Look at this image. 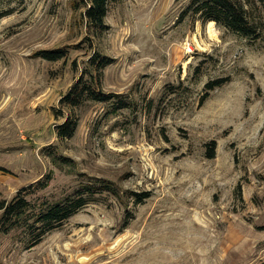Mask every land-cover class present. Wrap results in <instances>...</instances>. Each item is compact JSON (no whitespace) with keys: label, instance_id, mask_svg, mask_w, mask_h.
<instances>
[{"label":"rangeland","instance_id":"1","mask_svg":"<svg viewBox=\"0 0 264 264\" xmlns=\"http://www.w3.org/2000/svg\"><path fill=\"white\" fill-rule=\"evenodd\" d=\"M246 1L263 21L256 40L179 20L189 0H121L97 34L81 0L0 2V201L47 175L36 205L90 181L116 191L34 247L23 230L0 233V264H264V0ZM58 48L65 60L37 56ZM94 54L113 59L101 88L126 107L62 108ZM67 117L76 135L60 141Z\"/></svg>","mask_w":264,"mask_h":264},{"label":"trees","instance_id":"2","mask_svg":"<svg viewBox=\"0 0 264 264\" xmlns=\"http://www.w3.org/2000/svg\"><path fill=\"white\" fill-rule=\"evenodd\" d=\"M2 0H0L1 2ZM88 27L97 33L107 30L105 23L110 5L120 3L121 0H81ZM10 12L0 11V20ZM188 15L198 17L206 25L209 22L247 39H259L263 34V21L246 0H189L188 5L180 13L179 20ZM67 49H51L40 51L37 56L47 61L65 60ZM113 59L94 54L78 80L60 99L62 108L78 109L88 101L107 103L113 101L117 109L126 107L124 99L106 94L102 91L103 71L112 64ZM228 82L227 78L210 81L205 86L204 102L216 88ZM77 117H67L64 123L56 126V134L60 141L71 139L76 135L78 128ZM217 143L211 141L206 145V157H216ZM54 163H66V158L57 155L55 151L47 154ZM51 181V176L37 181L30 187L23 188L9 200L0 201V233L9 234L15 230H23L31 241L30 247L39 244L44 236L76 215L80 210L92 202L96 191H115L104 181H90L82 183L74 194L68 195L59 201H42L36 205L28 198L31 193L45 190ZM103 183V185H102ZM34 190V191H31ZM143 199L139 198V201Z\"/></svg>","mask_w":264,"mask_h":264},{"label":"bare ground","instance_id":"3","mask_svg":"<svg viewBox=\"0 0 264 264\" xmlns=\"http://www.w3.org/2000/svg\"><path fill=\"white\" fill-rule=\"evenodd\" d=\"M213 22H211L210 24H212Z\"/></svg>","mask_w":264,"mask_h":264}]
</instances>
